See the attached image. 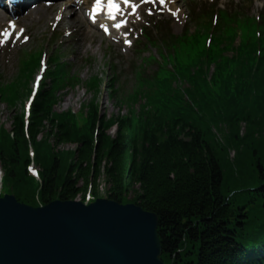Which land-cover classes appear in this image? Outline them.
Here are the masks:
<instances>
[{"label":"trees","instance_id":"16d2710c","mask_svg":"<svg viewBox=\"0 0 264 264\" xmlns=\"http://www.w3.org/2000/svg\"><path fill=\"white\" fill-rule=\"evenodd\" d=\"M256 67L259 70L253 76H259L256 86L262 94L257 109L253 111L252 105L245 104L242 109L234 107L232 113L220 114L218 119V124L227 127L233 142H243L239 136L242 123L250 130L264 127V64ZM256 86L252 84V90L258 94ZM196 92L204 96L199 89ZM200 115L188 109L182 116L183 123L174 131L161 132L156 127H149L136 138L131 135L128 124L119 123L114 139L105 146L100 136L94 147L91 132L75 143L65 169L64 157L57 151L48 152L49 159L39 153L45 137L36 144L39 152L35 164L40 167L41 180L36 195L38 204L82 198L90 187L92 194L97 196V181L102 175L108 199L121 202L124 194L131 192V202L156 215L165 263L173 259L178 261L179 256L175 253L185 240L188 244L198 243L195 264H247L234 248L236 238L233 229H238L243 220L242 226L251 229L248 225L255 220L264 231V164H257L258 158L249 164L254 168L250 174V188H259L249 195L250 198L240 202V206L249 208L242 216L240 210L233 209L223 197L222 167L226 169V166L220 163L215 153L219 144L213 146L211 143L214 140L212 121ZM10 126L12 139L7 140L10 143L6 149L0 150L4 183L11 194L21 188L25 194L34 197L32 186L25 179L27 143L19 114L11 116ZM27 132L33 144L45 132L48 137H53L54 144L67 140L66 130L46 115L42 100L34 104ZM220 154L227 159L223 152ZM247 191L241 190V195ZM15 198L21 201V195H15ZM191 257L181 256V263ZM253 264H264V256L256 258Z\"/></svg>","mask_w":264,"mask_h":264},{"label":"water","instance_id":"95a60500","mask_svg":"<svg viewBox=\"0 0 264 264\" xmlns=\"http://www.w3.org/2000/svg\"><path fill=\"white\" fill-rule=\"evenodd\" d=\"M156 215L97 200L43 207L0 199V264H163Z\"/></svg>","mask_w":264,"mask_h":264},{"label":"rangeland","instance_id":"374dc122","mask_svg":"<svg viewBox=\"0 0 264 264\" xmlns=\"http://www.w3.org/2000/svg\"><path fill=\"white\" fill-rule=\"evenodd\" d=\"M206 0H199V3H203ZM228 3H233V2H241L242 0H226ZM254 5L252 6L251 13L253 15H256L259 11V7L264 6V0H252ZM177 4L183 3L184 5H187L186 1H181L178 0L176 2ZM166 13V12H165ZM166 19L168 24H170L171 29L173 30L174 33H179L181 31V25L173 24L174 22L172 21L171 17L168 15H163L162 17H156L153 21L160 22ZM29 31L31 33V37L33 33H35L36 37H39L41 33L39 34L38 31L36 32L33 27L29 28ZM102 41L100 47L101 50H103L106 47V42L104 41V38L102 36H99L98 38H95L93 41L94 49L91 52V55L96 58L100 59L102 55V51L98 50V45ZM46 46V42L44 43ZM27 46H22V48H25ZM17 49V48H16ZM72 59V58H70ZM107 63H108V56H104L103 62L101 64H98L97 62L94 61V63L91 66L85 67L84 69L80 70V76L81 80L84 81L86 80L89 75L91 74H96L100 75L101 79L105 81L107 78L108 74V69H107ZM120 69V68H119ZM98 75V76H99ZM32 83V81H31ZM30 83V84H31ZM104 87L107 86H102L101 90V95L99 96V99L96 97L94 98V103L96 107H98V111L100 114L103 115V117L108 118V116H118L121 115L123 112V106H119L116 103H114L112 100H109L108 92L104 91ZM108 88V87H107ZM70 93V91H69ZM89 97V93H86L83 88H79L78 91H74L72 95H70L69 98H66L65 100H61L59 104L56 105L57 109L56 111H64L68 107H73L76 106V104H80L81 102L86 103ZM69 100L65 102L66 100ZM19 110V107L17 105H10L9 107L5 105L0 104V126H6L8 127V123L10 124L11 121V116L16 114V112ZM105 134H103V138L101 139V142L103 143V140L105 139L104 137L107 136L109 138H113V130L109 129L106 130ZM250 134L252 135L251 137ZM218 138L216 139L218 146L215 149L216 156H218L220 163L225 164L226 169L222 167L223 170V183H222V193L223 197L226 198V203H228L230 206L233 207V209L240 210V214H246V212H242L240 202L243 199L250 198L251 194L253 191L250 190L252 180L250 179V174L253 172L254 168L252 165L249 166L250 163L254 161V158H258L255 162L257 164H264V127L261 129H253L250 130L245 126H241L239 129V136L241 137L242 141L239 142H233L231 140V135L230 132L227 134L220 133L216 135ZM232 136H234L232 134ZM47 139H50L52 141L53 137L51 138L50 136L47 137ZM8 139L2 138L0 141V150L1 149H6L10 141H7ZM109 139H106L103 143L105 146L106 143L108 142ZM228 140L229 142L227 143L229 148L224 149L223 147H220V141ZM7 142V143H6ZM52 150L55 153V150L58 152V155L60 154L61 157H64L62 160L63 169L66 168L68 161L71 159V152H73L74 147L66 144H58L54 145L52 142ZM220 152H223L224 155H227V159L220 154ZM55 155V154H54ZM56 157V155H55ZM55 159V158H54ZM242 164V166H241ZM97 189H98V197L104 199L106 198L105 196V185H104V177H100L99 180L97 181ZM13 187V186H12ZM15 187H13L14 189ZM18 188L16 191L12 193L14 196L16 195H21V198L19 202L27 204V205H32V206H37L33 202L37 203L36 196H29V194H25L24 190L23 192L20 191ZM252 189V188H251ZM241 190H248L245 194L241 195ZM250 195V196H249ZM133 195L132 193L127 194V199L132 201ZM139 207V206H138ZM245 221V220H244ZM186 239V238H185ZM192 247L196 248V245L198 243L194 244H188V241H183L182 242V247ZM172 262V261H170ZM180 264V263H179Z\"/></svg>","mask_w":264,"mask_h":264},{"label":"snow or ice","instance_id":"6c2138e0","mask_svg":"<svg viewBox=\"0 0 264 264\" xmlns=\"http://www.w3.org/2000/svg\"><path fill=\"white\" fill-rule=\"evenodd\" d=\"M157 0H142V3L145 4H155ZM158 2L163 5L165 3V0H158ZM105 0H97L96 6H95V12L92 17L93 23L96 22V16L100 15L104 11ZM122 5L127 6L128 9L132 11V15H136V12L140 8V4L134 3L133 0H107V14L111 21L115 23V27L117 30H121L127 27L128 21L124 20L122 23L117 22L118 16L123 12ZM149 14L151 15L152 12L149 11ZM9 27L14 29V24H9ZM105 31L107 32L108 29L105 28ZM12 35L11 32L5 31L2 33V37L0 38V46L4 45L6 42H8L9 37ZM26 39V38H25ZM35 174V173H34Z\"/></svg>","mask_w":264,"mask_h":264},{"label":"bare ground","instance_id":"6f19581e","mask_svg":"<svg viewBox=\"0 0 264 264\" xmlns=\"http://www.w3.org/2000/svg\"><path fill=\"white\" fill-rule=\"evenodd\" d=\"M60 6H61L60 4H54V5L50 6L47 10H46V9H43V10H44V14H43L42 17H44V19H45L47 16H50V15H51L49 11H55V10H57V9H59V14H61L63 17L66 16L67 9L64 8L63 10H61V9H60ZM65 6H66V5H65ZM52 20L54 21V18H52ZM59 24L62 26V18L59 19ZM59 24H58V25H59ZM67 101H69V100H67ZM27 146H30V147L36 148L38 145L31 143V144H28ZM40 149L45 150L46 147H44V148H40ZM234 248H235L236 250H238V248H237L236 246H234ZM160 257L162 258V255H161V254H160Z\"/></svg>","mask_w":264,"mask_h":264}]
</instances>
